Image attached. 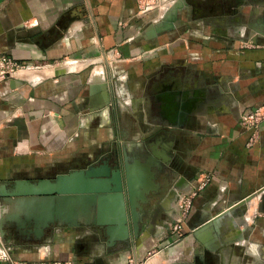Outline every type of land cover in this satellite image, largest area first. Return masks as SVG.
<instances>
[{
	"label": "crops",
	"instance_id": "0c3cea01",
	"mask_svg": "<svg viewBox=\"0 0 264 264\" xmlns=\"http://www.w3.org/2000/svg\"><path fill=\"white\" fill-rule=\"evenodd\" d=\"M139 2L0 0V54L33 68L26 76L0 82V192L15 180H53L60 164L115 140L116 120L106 111L91 109L97 101L92 84L105 82L107 68L113 75H124L123 89L130 99L131 91L158 82L165 69L194 67V75L189 70L190 75L187 72L176 82V87H182L185 81L192 86L198 80L201 88L194 94L182 98L178 93L183 92L170 83L169 98L158 95L166 122L179 123L177 132L185 153L175 164L180 190L191 188L203 172L213 174L210 185L195 198L191 214L181 222L185 239L211 223L209 217L228 207L236 210V216L229 213L217 223L228 226L224 235L228 244L233 248L241 244L240 251L234 248L233 255L244 259V264H264V123L253 147L247 146L249 133L240 123L244 111L264 100V23L253 24L252 31L260 29V45L248 49L241 48L240 40L229 46L212 32L195 29L200 35L193 38L195 41L183 44L179 37L178 42L171 43L172 32L154 31L153 36L145 26L141 29L149 21L145 17L144 23L138 22ZM172 24L167 22L165 27ZM224 34L232 35L228 31ZM256 39L255 34L250 37V41ZM202 90L205 101L185 122L175 119V106L190 108ZM145 98L130 99L131 108L142 109L146 102L145 121L153 126L157 120L148 109L150 98ZM121 110L124 137H137L140 122L127 105L123 104ZM174 195L176 189L159 205L161 217L149 219L144 225L151 229L145 230L137 244L132 239L110 247L100 230L81 220L78 226L55 225L41 240L21 236L16 242L10 241L12 257L24 261L70 260L72 264H127L130 257L139 262L153 248L163 245L159 253L147 257L146 264L149 260L170 264L174 239L170 228L178 212L177 205L171 203ZM222 196L225 203L219 202ZM198 234L206 242L217 238L214 229H202ZM9 239L12 237L7 242ZM0 264L9 263L0 260Z\"/></svg>",
	"mask_w": 264,
	"mask_h": 264
},
{
	"label": "water",
	"instance_id": "95a60500",
	"mask_svg": "<svg viewBox=\"0 0 264 264\" xmlns=\"http://www.w3.org/2000/svg\"><path fill=\"white\" fill-rule=\"evenodd\" d=\"M151 30L154 36L156 29ZM188 82H184L183 94L178 93L182 98L192 88ZM198 96L188 109L175 106V119L185 122L205 101V90ZM165 126L175 134L179 123L169 121ZM166 151L164 148L163 152L153 151L144 157L139 150L125 147L122 159L118 150L115 153L114 165L119 167L112 168L107 157L103 164L61 173L53 180L13 181L6 191L0 192V235L6 242L12 237L7 242L11 246L10 241L16 242L21 236L41 240L55 225L78 226L83 220L100 229L110 247L132 239L139 243L161 192L158 177L178 171L164 156ZM199 231L195 232L197 238Z\"/></svg>",
	"mask_w": 264,
	"mask_h": 264
},
{
	"label": "rangeland",
	"instance_id": "374dc122",
	"mask_svg": "<svg viewBox=\"0 0 264 264\" xmlns=\"http://www.w3.org/2000/svg\"><path fill=\"white\" fill-rule=\"evenodd\" d=\"M195 4H198L199 6L197 7ZM215 5L218 7H215ZM139 14L140 18L138 22L143 20L144 23L145 17L147 18L146 21H149L148 24L146 23L141 25V29H143L145 26L144 30L147 28L150 31H152L151 29H156V33L160 34L172 32L173 40H171V43L178 42L179 37L182 38V41L180 42L183 44L187 42H193L195 41L193 38L200 37V35L196 33L197 31H201L203 33L208 31L212 32V36L215 35L221 39H225V41L229 43V46H232L236 40H240L241 48L248 49L260 45V29H257L255 30L256 32H254L252 31L254 29L252 26L253 24H261L260 26H262L264 23V0H140ZM235 19H239L240 21H234ZM167 22L173 23L171 28L165 27V23ZM179 28H181V30ZM194 29L196 32H194ZM179 31H182L180 36L174 35V32L178 33ZM226 31L232 33V35L224 34V36L223 33H226ZM191 34L193 35L191 36ZM254 34L255 37H257L255 42L250 41V37ZM206 36H208L206 40H210L209 35ZM181 59H184V56H181ZM176 68L181 69V73L184 74L183 76H185L187 72L188 75H190L189 70H192V75H194V67H171V69ZM110 70L111 68H107L105 82H95L92 84L94 85L93 89L95 90L94 94H96L95 98L97 101L92 103L91 109H93V111L100 112L106 111V114L112 117H110V119H113V121L116 120L115 140L113 139L111 141H107L101 146L92 148L82 157H79L77 160H73L68 164H60L59 174L68 173L74 169H81L83 166L90 164L87 167L89 168L107 157H109V160L114 164L116 151H119L122 159V152L123 148L125 147L127 150H130L131 148L137 149L143 155L148 149V143L152 139V135L150 134L152 130L151 128L154 127H152L151 121L150 123L145 121V114L147 111L145 104L147 103L144 102V107L141 105L142 109L131 108L132 101L130 99L146 97L144 101H147L146 99L149 97L152 100V94L151 92L147 91L146 88H136L133 92H130L131 95L129 99V95L126 94V91L123 89V87H125L123 80L125 79L124 75L121 73H117L118 75H113ZM119 75H122V77L120 78ZM150 99L148 100L149 110L151 108ZM103 104H105V106H103ZM123 104L127 105L131 109L132 115L141 124L139 134L137 137L132 139L124 137L125 134L121 130V121L119 117ZM156 111L157 103H154L153 112L156 113ZM133 144H136L137 147H133ZM175 174L176 173H174L173 179L168 180L167 187L160 192L151 217H148V219H159V217H161L159 205H161L164 199L168 196V189H176V192L179 196L176 195L171 202L172 204L177 205L178 212L174 217V220L176 221L171 225L170 228V235L174 237V239L171 240V244L173 245V247H171V251L173 252L171 253V258H173V261L170 262V264H244V262H246L244 259L239 257L236 258V256L233 255L236 254L234 248L236 251H240L241 244H236L234 248L231 246L232 244H228L224 236L227 234L228 226H219L217 223L219 218L228 216L229 213L236 216L237 213L234 209H229L227 207L219 210L214 216H212V218L209 217L210 221L212 220L211 223L197 230L199 231L203 229L207 232L208 230L214 229V233L217 235V238L211 239V241L209 240L206 242L203 240L198 235V232L197 235L199 238H197L196 233L194 232V236H190L185 239L187 235L184 233L185 231H183V227L181 228L180 234L178 236L177 232L179 233V231H175L173 225L179 220H184L191 214L195 198L198 197L199 194H201V192L210 185L212 180L202 189H195L194 186L197 185L195 181L191 188L189 187L186 191H181V186L179 185L177 187L175 184L179 183L177 182L178 179H175ZM186 197L191 199V208L185 214V212L181 209L180 204ZM219 202L225 203L224 196L221 197ZM211 226H213V228ZM144 229L147 230L151 228L149 226H145ZM191 239H193V244L190 243ZM183 240L184 242L182 243ZM181 244L182 246L184 245L183 250L179 249ZM216 245H219V247L216 248ZM163 248V245L153 248L149 254L146 253L145 258L141 259L139 264H146V261L148 260L147 257H150L151 254L153 255L155 253H159V251H161ZM153 262L154 261L149 260L147 264H153ZM158 263L160 262L158 261Z\"/></svg>",
	"mask_w": 264,
	"mask_h": 264
},
{
	"label": "flooded vegetation",
	"instance_id": "af4514ba",
	"mask_svg": "<svg viewBox=\"0 0 264 264\" xmlns=\"http://www.w3.org/2000/svg\"><path fill=\"white\" fill-rule=\"evenodd\" d=\"M245 1V0H244ZM247 1H251V0H247ZM219 2V1H218ZM217 2V4H218ZM197 7L199 6L198 4H195ZM215 7H218L217 5H215ZM234 21H240L239 19H235ZM260 23V21H259ZM261 25V24H260ZM184 74L181 73V69L180 68H176V69H171V68H167L165 69L164 72H162L160 74V78L158 80V82H152L148 88L147 91L151 92L152 94V100L150 99L151 102V113L153 116L156 117L157 124L153 125L151 128V135H152V139L150 140V142L148 143V149L144 152V157L147 156V154L155 151V152H163L164 148L167 150L164 156L171 159V161L173 162V164L177 165V162H179L181 160V157H183L184 150L182 149V145H181V134L180 132L177 133H171L170 131H168L167 127L165 126L166 122V118H164L161 114L162 112V105L161 102L162 100L158 97V95L160 94L161 96H166V98L169 96V90L167 89L169 86L168 84L170 83H174V89L177 91H182L184 92L185 87H184V83L182 85V87H176V82L179 80H182V78ZM201 86L198 82V80H194L192 88L189 90V93L191 92L192 94L195 93L196 89H200ZM173 89V90H174ZM149 102V103H150ZM154 103H157V111L156 113L153 112L154 110ZM121 113L122 110L120 112V119H121ZM109 164L111 165V167H119L118 164H116V166L113 164L112 161L108 160ZM92 164V163H91ZM99 164H103V161L101 160L100 162H98L97 164L94 165H99ZM90 164H88L87 166H83V168L81 169H86ZM174 174L170 173L168 175H166V177L164 176H160L158 177V181L161 183V191L164 190L167 187V183L168 180L173 179ZM177 182H179L177 180ZM176 186L179 184L175 183ZM168 195L170 194V192L172 191L171 188L168 189ZM175 196V195H174ZM177 196H179L177 194Z\"/></svg>",
	"mask_w": 264,
	"mask_h": 264
},
{
	"label": "built area",
	"instance_id": "2783aa9c",
	"mask_svg": "<svg viewBox=\"0 0 264 264\" xmlns=\"http://www.w3.org/2000/svg\"><path fill=\"white\" fill-rule=\"evenodd\" d=\"M30 68L29 66L22 64L11 56L7 54H0V82L7 78H14L17 73L21 70ZM240 123L244 130H246L249 135L247 139V146L253 147L260 139L261 128L264 123V100L257 104L254 108H250L244 111L240 116ZM213 174L209 172H203L196 178L195 189L204 188L209 182H211ZM181 209L187 213L191 208V199L186 197L182 200L180 204ZM181 220L177 221L173 228L177 232L178 236L182 228ZM13 247L4 241L0 235V260L6 261L9 264H72L70 260H53L46 261L44 259L38 261H24L14 259L12 257ZM127 264H139V262L134 258L130 257Z\"/></svg>",
	"mask_w": 264,
	"mask_h": 264
},
{
	"label": "bare ground",
	"instance_id": "6f19581e",
	"mask_svg": "<svg viewBox=\"0 0 264 264\" xmlns=\"http://www.w3.org/2000/svg\"><path fill=\"white\" fill-rule=\"evenodd\" d=\"M33 69L31 68H28V69H24V70H21L17 73V76H26L30 71H32ZM27 71V72H26ZM3 214V211L1 210L0 208V217L2 216Z\"/></svg>",
	"mask_w": 264,
	"mask_h": 264
}]
</instances>
